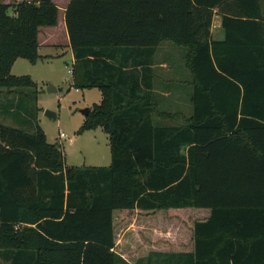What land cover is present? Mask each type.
<instances>
[{
	"label": "trees",
	"instance_id": "trees-1",
	"mask_svg": "<svg viewBox=\"0 0 264 264\" xmlns=\"http://www.w3.org/2000/svg\"><path fill=\"white\" fill-rule=\"evenodd\" d=\"M3 1L0 114L22 107L17 96L36 98L37 84L10 70L39 59L38 29L56 26L59 12L52 0H20L9 15ZM215 9L220 39L210 33ZM64 23L73 87L101 94L81 131L108 134L110 163L66 166L36 122L30 134L0 125V255L8 264H264L261 0H69ZM164 42L186 49L191 76V113L176 126L152 121V58ZM190 209L209 214L192 220ZM137 212L184 220L189 249L119 254L116 224Z\"/></svg>",
	"mask_w": 264,
	"mask_h": 264
},
{
	"label": "rangeland",
	"instance_id": "rangeland-1",
	"mask_svg": "<svg viewBox=\"0 0 264 264\" xmlns=\"http://www.w3.org/2000/svg\"><path fill=\"white\" fill-rule=\"evenodd\" d=\"M0 3H2V0ZM3 3L10 6L8 14L12 15L16 0H4ZM61 4L59 3V6ZM261 4L264 14V0H261ZM58 19L61 20V13L58 14ZM46 30L49 31L50 29L42 28V32ZM54 31L60 34V26ZM214 31L213 29V34H215ZM39 43H44L41 37ZM54 43L58 46L48 48L40 46L38 49L39 55H51L50 58H47V61H38L36 66H32L27 60L20 59L14 65L11 74L15 76L32 74L37 83L38 92L36 98L31 99L28 103L24 97L19 98L17 96V98H14V100L22 101V107L17 108L18 111L11 115L0 114V125L30 134L34 131V122H36L44 133L46 141L60 147L66 166H108L110 161L108 134L99 127L81 131L85 119L82 111L90 109L93 104L99 103L101 94L95 88L81 90L73 87L72 75L69 72L72 66V54L66 46V39L59 35L54 39ZM185 53V48L175 46L170 42H164L158 47L155 57L167 60L166 69H170L171 65L174 66V78L178 79L173 81L172 87L175 85L182 86L180 99L175 101L177 103H162L160 108L188 115L191 113V104L188 99L191 91L188 82L191 80V76L184 64L183 57ZM47 87H53L55 91L47 92ZM161 88L171 90L170 85H164ZM0 102L5 105V95H0ZM0 107L2 106L0 105ZM46 110L55 113V119L46 116ZM177 123L181 125L180 121H177ZM59 133L71 137L72 141L69 142L67 138L60 139ZM188 211L191 219L198 221H203L209 214L208 210L202 209H190ZM120 218L121 216H116L115 221L117 222ZM182 221L176 219L175 216L170 217L168 213L165 214L164 212L158 214L137 212L133 220L128 222L127 218L123 217V220L116 224L117 246L115 250L124 256L135 255L133 256L135 258L145 256L149 251L157 248L162 251L189 249L187 247L191 242V238L185 230L189 224ZM124 222L126 224L123 226L121 223ZM159 245L163 247H159ZM131 258L125 257L130 263H134ZM152 262L156 263L158 260L153 259ZM8 263L9 261L0 255V264ZM142 264H145V262Z\"/></svg>",
	"mask_w": 264,
	"mask_h": 264
},
{
	"label": "crops",
	"instance_id": "crops-1",
	"mask_svg": "<svg viewBox=\"0 0 264 264\" xmlns=\"http://www.w3.org/2000/svg\"><path fill=\"white\" fill-rule=\"evenodd\" d=\"M19 1L20 0H16V3H18ZM56 1L52 0L53 4H55L56 7L59 9L58 14L61 13V20L59 21V19H58L57 25L54 27H41L38 29V35H37L38 48H37V51H38L40 46L46 47V48H48L50 46H56L57 47L58 45H55L54 39H56V37H58L59 35H61L64 39H66V42H67L66 46L71 51L70 46H69L66 28H65V23H64V11H65V8H66L69 0H56ZM59 3H62L61 6H59ZM5 4H7V3H5ZM59 7H61V8H59ZM214 13L215 14L212 18L210 33H211L212 38L220 39L222 36V33H221V14L218 12L217 9L214 10ZM58 26H60V28H61L60 34L57 31H54V30H56V28ZM42 28H48L50 30L49 31L46 30V31L42 32ZM213 29L215 30L214 31L215 34H213ZM40 37L44 41V43H39ZM158 47L156 48V51L153 55L152 65H151V69H152V73H153V95H154L153 102H154V106L159 113H161V112L175 113L176 115L179 116V118H174V119L161 118L158 116L159 113L158 114L154 113L152 115V121L155 125H175L176 126V125H179L177 123V121H180L182 124L181 117H188L190 115V113L187 115L186 113H180L178 111L162 110L160 108V104L162 105V103H167V104L177 103L175 101L180 99V90H181L182 86L180 85V87H178L179 85H175L174 87H172L173 81H176L178 79V78H174L175 77L174 76L175 71L173 69L174 66L171 65L170 69H166L167 68V64H166L167 60L165 58L159 59V58L155 57V54H157ZM71 54H72V52H71ZM38 55H39V53H38ZM50 57H51V55H49V54L39 55V59L34 64H32V63H30V64L32 66H36L38 61H47L48 60L47 58H50ZM18 60H20V59H17L14 62V64L11 67V70L13 69L14 65L16 64V62ZM72 64H73V56H72ZM11 70H10V74H11ZM13 76H15V75H13ZM28 76L31 78V80L33 82H35L32 74H28ZM189 82H188V84H189ZM164 85H170L171 90H163L164 88H161V87H164ZM175 87H177V89H175ZM92 89H94V88H92ZM190 93H191V91L189 92L188 99L190 98ZM12 112H14L13 108H11L6 113V115H9ZM109 156H110V154H109ZM109 163H110V161H109Z\"/></svg>",
	"mask_w": 264,
	"mask_h": 264
},
{
	"label": "water",
	"instance_id": "water-1",
	"mask_svg": "<svg viewBox=\"0 0 264 264\" xmlns=\"http://www.w3.org/2000/svg\"><path fill=\"white\" fill-rule=\"evenodd\" d=\"M55 91V89L53 87H47V92H53ZM83 115L86 116L88 113V109H85L84 111H82ZM45 115L48 116L49 118L55 119V113L46 110L45 111Z\"/></svg>",
	"mask_w": 264,
	"mask_h": 264
},
{
	"label": "built area",
	"instance_id": "built-area-1",
	"mask_svg": "<svg viewBox=\"0 0 264 264\" xmlns=\"http://www.w3.org/2000/svg\"><path fill=\"white\" fill-rule=\"evenodd\" d=\"M69 72L71 73V70H70ZM59 138H60V139H65V138H67V140H68L69 142L72 141L71 137L67 136V135L64 134V133H59Z\"/></svg>",
	"mask_w": 264,
	"mask_h": 264
}]
</instances>
